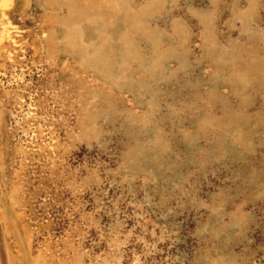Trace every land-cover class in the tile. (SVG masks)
Returning <instances> with one entry per match:
<instances>
[{"label": "rangeland", "instance_id": "rangeland-1", "mask_svg": "<svg viewBox=\"0 0 264 264\" xmlns=\"http://www.w3.org/2000/svg\"><path fill=\"white\" fill-rule=\"evenodd\" d=\"M0 264H264V0H0Z\"/></svg>", "mask_w": 264, "mask_h": 264}]
</instances>
